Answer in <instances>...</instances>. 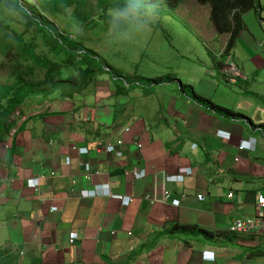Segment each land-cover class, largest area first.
Wrapping results in <instances>:
<instances>
[{
  "label": "crops",
  "instance_id": "crops-1",
  "mask_svg": "<svg viewBox=\"0 0 264 264\" xmlns=\"http://www.w3.org/2000/svg\"><path fill=\"white\" fill-rule=\"evenodd\" d=\"M202 6L210 20V7ZM206 26L200 38L216 40L211 21ZM218 34L215 69L152 82L160 76L113 77L109 70L84 79L83 66L67 64L57 70L62 85L19 106L0 143V249L21 251L20 264H264V256L244 251L264 246V230L229 231L236 219L257 214L264 195V70L246 64L263 52V37L245 26L230 52L245 77L233 82L217 66L230 35ZM181 83L237 115L220 114ZM250 137L254 149H239ZM119 139L122 155L105 149ZM181 169V180L168 179ZM36 177L39 186H28ZM178 224L214 237L193 229L185 233L193 236L165 235ZM205 250L214 258L205 259Z\"/></svg>",
  "mask_w": 264,
  "mask_h": 264
},
{
  "label": "rangeland",
  "instance_id": "rangeland-1",
  "mask_svg": "<svg viewBox=\"0 0 264 264\" xmlns=\"http://www.w3.org/2000/svg\"><path fill=\"white\" fill-rule=\"evenodd\" d=\"M31 1L37 3V0ZM139 1L141 0L137 3ZM260 1L264 4V0ZM159 2L168 3L166 0H159ZM167 3L159 4V7L162 6L168 10L163 12L165 15L161 17L157 11H154L150 32L135 42L110 41L108 39L109 27H106L110 26V21H107L106 25H98V13L94 14V23H85L74 17L73 7H70L65 14L52 16V19L67 34L73 35L72 38L76 37L77 42H83L87 47L101 51V56L123 73L131 72V74L143 77L154 74L161 78L162 75L171 73L175 76L186 75L192 69H215L214 54L221 51V36L216 32L214 35L218 38L208 41H204L199 36L200 25L208 24L204 28H210V20L206 11L208 7L202 6L196 0L172 1L173 6ZM96 6L97 0H88L87 9H95ZM151 6L146 5L148 11H151ZM244 19L246 26L248 28L251 26L259 39L263 37L261 44L264 40V32L260 28L259 18L255 11L247 12ZM0 22V26H4L2 28H6L7 25L4 30L0 28V43L5 46L11 44L7 56L0 51V85L12 83L19 75L35 82L45 80L46 66L23 58L15 45L16 33L23 34L25 39L29 40L35 37L37 31L35 26L31 27L27 24V18L22 10L5 3L0 4ZM121 27L124 26L121 25ZM35 40L40 41L39 38ZM262 45L263 52L256 54L251 63L246 62L248 68L264 70V43ZM248 57H253V54ZM58 59L61 61V58ZM238 64L241 66V62L238 61ZM66 66L67 64H62L59 68L64 69ZM67 70L69 71V68ZM63 73L62 71L61 74Z\"/></svg>",
  "mask_w": 264,
  "mask_h": 264
},
{
  "label": "trees",
  "instance_id": "trees-1",
  "mask_svg": "<svg viewBox=\"0 0 264 264\" xmlns=\"http://www.w3.org/2000/svg\"><path fill=\"white\" fill-rule=\"evenodd\" d=\"M137 1L138 0H97L95 9H87L88 0H37V3L31 0H2L1 3L22 10L24 16L27 18V24L31 27L35 26L37 30L34 35L35 37L29 40L25 39L23 34L16 33L15 45L18 47V51L21 52L19 54L23 58L30 59L34 63L46 66V79L35 82L19 75L16 76L15 81L12 83L0 85V143L4 140L5 136L8 135L12 124V114L19 106L36 94L44 91L48 93L50 91L52 92L53 89L62 85L63 80L57 77V70L62 64L72 65L77 68L83 66L84 69L81 72V76L84 77V79L91 78L97 70L103 72L107 71L106 69L108 68L113 77L122 76V73L110 65L98 52L87 47L83 42H77L76 37L72 38L73 35L67 34L56 25L52 16L65 14L68 8L73 7L74 17L78 21L94 23L95 15L98 13V25H105L107 21H112L118 13L124 12L128 6L154 5L157 2V0H141L138 3ZM166 1H168L169 4L167 2H159V4L167 3L173 6L171 2H177L179 0ZM196 2L210 7V21L217 33H228L230 35L222 59L217 62V66L221 68L224 57L232 51L238 37L246 26L244 14L254 10L258 18H260L261 10H264V4H262L260 0H196ZM25 9L27 11H25ZM154 11H157L162 17L165 15L163 12L168 10L161 6ZM94 25L95 24H93V26ZM2 27L4 26L1 25L0 28ZM6 28H2V30ZM35 38H39L40 41H36ZM9 45L5 46L0 43V51L6 56L8 55ZM39 51L41 53H39ZM58 58H61V61H59ZM85 60L88 62L90 60V64H83ZM93 60H96L99 66L93 65ZM168 79H172V76L169 75L161 79L154 78L150 80L152 82H159L160 80L167 81ZM69 81L71 82L72 80ZM56 82L61 83L59 84ZM181 86L183 88L192 89L191 91H193L195 98L204 101L220 114L224 116L237 115V113L231 109L221 107L209 99L200 97L195 93L192 86L183 84ZM190 229L196 230L195 236L207 239H212L214 237L213 233L203 228L179 224L171 228L165 235L171 237L188 235L185 233H188ZM244 251L249 257L264 256L263 245L247 246ZM20 252L19 250L10 248L0 249V264H20ZM30 264L43 263L41 260H36Z\"/></svg>",
  "mask_w": 264,
  "mask_h": 264
},
{
  "label": "built area",
  "instance_id": "built-area-1",
  "mask_svg": "<svg viewBox=\"0 0 264 264\" xmlns=\"http://www.w3.org/2000/svg\"><path fill=\"white\" fill-rule=\"evenodd\" d=\"M261 24H262V29H263V32H264V20L262 21ZM263 43H264V40L261 42V45ZM221 71L229 80H231L233 82H237L238 81V76L245 77L241 73L239 65L234 61L233 55L231 53L227 54L224 57L223 64H222V67H221ZM18 112H19V110L17 111V113ZM116 143L118 145H115V144L106 145L105 149L108 152L115 153L117 155H122V151H121L119 145H121L123 143V140L119 139ZM72 147H73V149L77 150V145H73ZM239 149H242L241 148V144L239 145ZM78 151L80 153H85L87 150H86V148L79 147ZM66 162H69L68 158L66 159ZM84 167H85V169L87 171H89V168H90L89 163H84ZM183 170L184 169H181V172L179 174L174 175V176H170L168 179H170V180H172V179L181 180L182 177H183V174H182ZM144 174H145L144 170H140V171L136 172L135 176L136 177H142ZM87 176H89V174H87ZM39 182H40V177H36V178L29 179L27 184L30 187H38L39 186ZM95 194H96L95 189H93V190H91L89 192V195H91V196H93ZM170 194H171L170 191L166 192V195H165L166 199L170 198ZM108 195L109 196H113V197L121 198L123 201H125L127 203L129 201H131V197L113 195L112 193H108ZM229 196H232V193H230ZM198 199H200V200L204 199V195L203 194L198 195ZM54 209H55V207H54ZM263 210H264V195L260 194L259 198H258L257 214L254 217L236 219L229 226V231L231 233L242 234V235H252V234H257V233L263 231L264 230V221H263V213H262ZM76 239H77V237L70 238V242H74ZM205 252H206V250L203 251V253H202L203 256H205ZM208 252H211V251H208Z\"/></svg>",
  "mask_w": 264,
  "mask_h": 264
},
{
  "label": "clouds",
  "instance_id": "clouds-1",
  "mask_svg": "<svg viewBox=\"0 0 264 264\" xmlns=\"http://www.w3.org/2000/svg\"><path fill=\"white\" fill-rule=\"evenodd\" d=\"M159 7V0L151 6V11L146 6H128L124 12L118 13L112 21L108 32V39L114 42H135L138 38L150 32L153 13ZM25 11H27L25 9ZM19 14V13H17ZM118 21V23L116 22ZM123 25L124 27H121ZM16 111V110H15ZM13 120V118H11ZM256 143L255 137L241 142L242 149L253 150ZM213 254H212V253ZM205 252V259L214 258V252ZM21 253V252H20Z\"/></svg>",
  "mask_w": 264,
  "mask_h": 264
},
{
  "label": "bare ground",
  "instance_id": "bare-ground-1",
  "mask_svg": "<svg viewBox=\"0 0 264 264\" xmlns=\"http://www.w3.org/2000/svg\"><path fill=\"white\" fill-rule=\"evenodd\" d=\"M240 68V67H239ZM243 72V71H242ZM241 77V76H240Z\"/></svg>",
  "mask_w": 264,
  "mask_h": 264
}]
</instances>
